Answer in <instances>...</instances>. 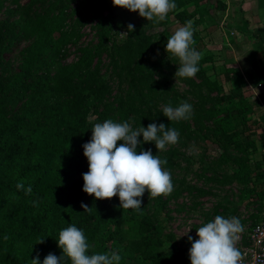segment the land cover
Masks as SVG:
<instances>
[{
	"label": "trees",
	"instance_id": "16d2710c",
	"mask_svg": "<svg viewBox=\"0 0 264 264\" xmlns=\"http://www.w3.org/2000/svg\"><path fill=\"white\" fill-rule=\"evenodd\" d=\"M9 1L20 5V0ZM40 1L29 0L25 10ZM107 1L99 3L97 23L93 28L106 43L111 37L120 39L122 30L126 32L120 44L116 48L112 46L115 75L121 85L127 82L131 86L125 98L127 102L124 97L119 98L118 107L106 103L110 88L101 78L95 77L97 71L90 73L93 54L97 51L93 53V49L87 45L80 48L81 56L76 62L61 63L68 44L77 43L81 37L73 24L69 27L67 12H39L29 17L22 14L20 29L25 36L34 37V40L27 49L23 71L15 76V82L5 86L0 81V264H31L37 254L42 264L49 253L62 256V249L58 246L59 231L73 224L84 231L91 245L89 255L113 253L115 250L111 249L109 243L115 242L118 247L116 254L121 257L120 264H170L172 258L180 264H191V246L182 247L168 242L167 251L162 250L167 238L175 240L174 235L169 236L166 228L155 225L147 207L142 205L138 211L122 209L118 196L110 200H96L83 191V174L89 170L83 145L92 136L93 125L89 118L93 112H98L95 121L99 123L106 119L114 120L115 112L121 123L128 120L131 112L139 114L140 117L135 119V127L145 122L160 124L158 121L161 119L167 127L188 132V139L201 135L204 139L212 138L226 150L233 146L246 157L251 154V149H257L256 140L252 138L256 132L253 127L264 126V91L259 98L252 100L253 93L247 82L261 83L256 77L264 70V27L251 29L244 10L238 12L237 17L240 19L231 26L244 36L247 34V37L257 38L253 47L244 52L240 48L246 41L233 39L242 59L241 68L228 65L224 69L218 67L212 52L199 62L200 71L196 77L186 78L191 88L204 90L209 95L215 94L213 97L207 96L212 102L210 107H201L200 104L193 106L189 120L199 127L197 131H189L190 122L186 126L181 121L171 122L158 109L159 103L164 104V107L169 104L175 107L180 99L174 96V89L168 86L160 63L153 68L147 65L148 58L152 56L147 57V54L155 41L152 35L146 33L145 23L134 25L135 30L128 32L124 22L119 25L114 23L116 18L113 11L104 13L108 7ZM204 1L206 5H203ZM232 1L233 4L240 2ZM259 1L264 5V0ZM175 3L177 9L169 15H173L183 25L194 19V29L213 10L226 11L228 7L223 0H175ZM240 3L242 5L243 2ZM235 30L232 32L236 33ZM113 31H116L115 35L109 36ZM8 34H11L9 43L16 40L18 35L5 30L0 32V38ZM193 38H199L196 30ZM6 49V45H0V52ZM259 53L263 57L257 59ZM40 69L42 73L38 72ZM211 70L212 75L223 74L224 82L237 81V85L225 93L220 79L213 80L210 77ZM24 72L26 75L37 73L41 84L29 83L28 86ZM162 84H165V88ZM38 86L42 88L38 90ZM32 88L35 95L41 92L45 96L36 99L32 95L31 104L24 107L21 116H8V104H15L21 99L22 91ZM101 104L112 113L98 111ZM205 121H211L214 128L204 127ZM140 140L143 141L142 136ZM120 143L122 141H118V145ZM153 144L146 143L140 147L145 150L150 148L155 154ZM169 154L174 157L175 149ZM172 157L162 159L168 161ZM218 160L234 169L233 177L243 187L249 203H253L251 199L256 197L263 205L264 185L259 188L254 179H264V161L253 165L246 158L226 153H222ZM19 182L24 184L25 189L31 186L30 195L17 189ZM82 202L91 207L90 212L81 208ZM222 203L227 204L229 201L225 198ZM227 211V207L224 213L214 208L205 216L200 227L212 221L214 216H224ZM262 219L256 216V222ZM41 240L44 242L39 243ZM62 264H70V260L65 258Z\"/></svg>",
	"mask_w": 264,
	"mask_h": 264
},
{
	"label": "rangeland",
	"instance_id": "374dc122",
	"mask_svg": "<svg viewBox=\"0 0 264 264\" xmlns=\"http://www.w3.org/2000/svg\"><path fill=\"white\" fill-rule=\"evenodd\" d=\"M102 1L103 0H41L29 10H25L29 0H20V5H16L9 0H0V3H2L0 7V32L3 33L6 30L14 34L18 33L16 40L12 41V43H9L11 34L0 38V45L3 44L7 46L6 50L0 52V59L2 60V64H0V81L2 84L7 86L15 82V76L23 71V63L27 56V49L34 40V37L25 36L20 29L22 14L23 16L27 15V17H29L39 12L57 14L64 10L68 14L67 23L69 27H72L71 25L73 24L76 32L80 34L81 37L77 43L68 44L61 63L71 64L76 62L81 56L80 48L87 45L93 49V53L97 51V53L93 54L94 58L90 66V73L97 71L95 77L101 78L104 83H106L107 88H110V93L105 99L106 103H113L115 107H118V99L121 97H124V99L127 98V92H129L131 86H129L127 82L121 85L118 77L115 75L116 69L113 64V57L115 55L113 54L114 50L112 46L116 48L120 44V39L124 37L125 34H120V39L119 37H111L107 43L104 41L103 37L98 36L96 29L93 27H95L97 23L96 10L99 7V3ZM213 1L216 2L217 0ZM223 1H225L228 6L226 11L213 10L210 15L204 18L203 22L197 25L195 30L199 34V38L195 40L193 47L202 53V58L213 52L216 65L220 68L224 69V66L227 67L226 65L241 68L240 63L242 59H240V52L236 49L233 39L237 41H246V43L241 44L242 47L240 48V50L244 52L253 47L254 43L257 42V38L247 37V34L244 36V34L239 31L238 33L231 25L238 22L240 18L237 17V13H241L244 10L245 17L250 20L251 29L260 27L262 24L255 23L256 16L257 12L261 13V16H264V9L259 10L258 0H238L243 2L242 5L240 2L233 4L232 0ZM107 3L108 7L104 10V13L108 14L109 11H113L116 18L115 24L119 25L121 22H124L126 25L129 23L133 25L145 23L144 28L146 29V33L152 35L155 41L154 47L147 54V57L152 55L148 58L147 65L153 68V66H157L160 63L159 66L161 67L162 73L167 78L168 86L174 89V96L180 99L177 106H179L181 102L187 101L192 106L200 104L201 107H210L212 102L208 100L207 96L211 95L213 97L215 94L211 93L209 95L204 90L191 88L186 78H175L179 60L171 54L168 56L165 50L168 37H170L178 27L183 26V24L174 19L173 15L169 14L168 17L160 23L148 22L145 18L140 17L138 12L133 13L127 9L115 7L112 0H108ZM203 5H206V1L203 2ZM240 9L242 10L240 11ZM227 19L229 21L226 22ZM192 21L194 22V19H192ZM232 30H235L236 33L232 32ZM116 31H113L109 36H114ZM231 32L234 34L232 35ZM122 33H126L125 30H122ZM262 57V53H259L257 59ZM97 62H99V64ZM207 65H211V63ZM41 70L42 69L38 72ZM241 72L243 71L241 70ZM211 73H213L212 70L209 74L213 80L218 78V80L220 79V82L224 84L225 93H228L231 87L237 85V81L224 82L223 74L212 75ZM36 74L26 75V72H24L26 78L25 82L28 86L31 84L34 85L35 83L38 85L41 84L38 82ZM256 78L262 81L263 87L261 89L264 90V72H261ZM247 83H249L250 91L253 93L251 99L254 100L259 98L263 90L258 88V84L256 83ZM162 87L165 88V84H162ZM41 88V86H38V90ZM246 89L247 88H245V90ZM22 93L23 95L20 96L21 99H16L17 101L15 104H8V116H21L24 107L31 104L32 95H34L36 99L40 96H45L41 92L35 95L33 88L25 89ZM133 93H135V90L132 94ZM247 94L249 93L247 92ZM125 100L127 102V99ZM127 105L129 106L128 103ZM163 107L164 104L159 103V111H162ZM144 108L146 109V107ZM105 110L104 104H101L98 111ZM107 112L109 114L112 113L111 111ZM97 114L98 112H93L90 115L89 121L93 126L99 123L95 121ZM114 114L115 117L113 121L121 122L118 113L115 112ZM139 117V114L131 112L127 121L131 123L133 128H137L135 127V119ZM254 118H256L255 115ZM104 121L105 120L101 123ZM158 122L162 123L161 119ZM181 122L186 126L190 120H181ZM190 123L191 127L189 131H197V127L199 126L193 122ZM203 124L204 127L214 128L211 121H205ZM142 126L147 127L148 124L145 122ZM253 128L256 132L252 138L256 140L257 149H251V152H249L251 154L247 157L246 154L238 152L233 146L226 150V148L219 146L212 138L204 139V136L201 135L199 138L193 136V139H188L186 135L188 132L185 131H178L180 137L177 144L169 145L166 151L158 153L161 159L168 158L172 157L169 152L175 149L176 155L172 157L171 160L168 159V163L164 165V168L171 172L174 190L168 196H160L155 199H149V193L146 191L142 197V205L147 207L149 215H151L155 221V225L166 228V232L169 236L174 235V241L168 238L166 239V245L162 248L163 251H167L169 246L168 242L182 245V247L191 246L188 236H192L193 240L198 239L197 229L204 222L205 216L212 212L214 208H218L220 213H224L225 207H227L229 211L224 214L226 218L235 216L240 219L244 226V231L241 234L245 243L248 231L256 223V216H259V218L264 217V203L262 205L256 197L251 199L254 201L253 203H249L244 195L243 187L239 185L233 177L234 169L228 163H221L218 158L222 153H226L227 155H236L243 159L246 158L249 160V163L253 165L263 162L264 126L255 125ZM153 146L156 151L154 155H156L158 150L155 144H153ZM262 170H264V165ZM220 181L224 182L221 183ZM254 181L258 183L259 188L263 187L264 179H254ZM225 198H227L229 203H222ZM215 217L216 216H214L212 220H214ZM109 246L117 253L118 247L115 242L109 243ZM187 260L188 259H185V261ZM169 263L180 264L173 258Z\"/></svg>",
	"mask_w": 264,
	"mask_h": 264
},
{
	"label": "clouds",
	"instance_id": "9594fccd",
	"mask_svg": "<svg viewBox=\"0 0 264 264\" xmlns=\"http://www.w3.org/2000/svg\"><path fill=\"white\" fill-rule=\"evenodd\" d=\"M112 3L115 7L138 12L140 17L154 23L164 21L170 12L177 9L175 0H112ZM193 24L192 20L186 21L168 37L165 50L168 56L171 54L179 60L175 78H195L200 71L198 64L202 53L193 47ZM127 29L133 32L135 26L129 23ZM162 113L171 122L188 120L192 117L193 106L187 101L177 107L169 104L163 107ZM91 130L90 141L83 145L89 165V170L83 174L85 193L96 200L118 196L120 208L138 211L142 208V197L146 191L149 199L173 192L171 172L164 168L168 161L161 159L158 153L179 142L180 133L175 128L163 123L133 128L127 121L121 123L106 119L103 123H96ZM118 141L122 143L118 145ZM146 143L155 144L156 155L150 148L144 150L140 147ZM16 187L28 195L32 192L31 186L25 189L22 182ZM81 208L85 212L91 211V207L83 202ZM243 231L244 226L238 217L217 215L197 229L198 239L188 236L191 264H242L243 255L236 245ZM58 246L63 255L57 257L49 253L42 264H62L65 258L70 260V264H120L121 257L115 252L89 255L91 245L84 231L74 224L59 231ZM31 264H41L39 254Z\"/></svg>",
	"mask_w": 264,
	"mask_h": 264
},
{
	"label": "built area",
	"instance_id": "2783aa9c",
	"mask_svg": "<svg viewBox=\"0 0 264 264\" xmlns=\"http://www.w3.org/2000/svg\"><path fill=\"white\" fill-rule=\"evenodd\" d=\"M237 244L243 255L242 264H264V217L248 231L245 243L240 234Z\"/></svg>",
	"mask_w": 264,
	"mask_h": 264
},
{
	"label": "crops",
	"instance_id": "0c3cea01",
	"mask_svg": "<svg viewBox=\"0 0 264 264\" xmlns=\"http://www.w3.org/2000/svg\"><path fill=\"white\" fill-rule=\"evenodd\" d=\"M258 2H259V3H258V4H259V5H258V6H259V10H260V9H264V5H261L259 0H258ZM256 17H257V18H256L255 23H256V24H262V26H260V27H264V16H261V13H258V12H257V16H256ZM256 28H258V27H256ZM261 72H264V70H262ZM261 72H260V73H261ZM260 81H261V80H260ZM260 84H262V86H260ZM262 87H263V83H262V81H261V83L258 84V88L261 89ZM261 90H263V89H261ZM263 91H264V90H263Z\"/></svg>",
	"mask_w": 264,
	"mask_h": 264
}]
</instances>
